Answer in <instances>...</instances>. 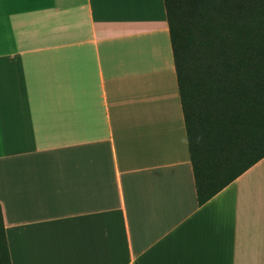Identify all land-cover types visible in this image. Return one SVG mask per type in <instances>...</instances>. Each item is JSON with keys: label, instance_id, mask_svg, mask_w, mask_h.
Returning a JSON list of instances; mask_svg holds the SVG:
<instances>
[{"label": "crops", "instance_id": "crops-1", "mask_svg": "<svg viewBox=\"0 0 264 264\" xmlns=\"http://www.w3.org/2000/svg\"><path fill=\"white\" fill-rule=\"evenodd\" d=\"M11 264H264V158L197 205L163 0H0Z\"/></svg>", "mask_w": 264, "mask_h": 264}, {"label": "trees", "instance_id": "trees-1", "mask_svg": "<svg viewBox=\"0 0 264 264\" xmlns=\"http://www.w3.org/2000/svg\"><path fill=\"white\" fill-rule=\"evenodd\" d=\"M197 205L264 158V0H163ZM0 264H11L0 208Z\"/></svg>", "mask_w": 264, "mask_h": 264}]
</instances>
